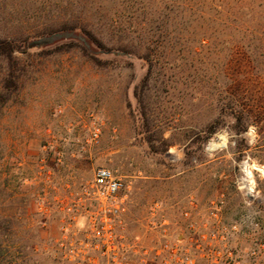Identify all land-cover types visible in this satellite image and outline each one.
I'll use <instances>...</instances> for the list:
<instances>
[{"label":"rangeland","instance_id":"374dc122","mask_svg":"<svg viewBox=\"0 0 264 264\" xmlns=\"http://www.w3.org/2000/svg\"><path fill=\"white\" fill-rule=\"evenodd\" d=\"M100 167L128 186L129 264L185 212L239 223L245 248L260 235L264 0H0V264H107Z\"/></svg>","mask_w":264,"mask_h":264},{"label":"built area","instance_id":"2783aa9c","mask_svg":"<svg viewBox=\"0 0 264 264\" xmlns=\"http://www.w3.org/2000/svg\"><path fill=\"white\" fill-rule=\"evenodd\" d=\"M93 188L110 215L94 231L96 242L104 244L103 255L107 264H129L120 256L124 255L121 248L118 251L112 248L115 244V218L126 211L128 186L110 169L100 167L95 172ZM184 217L185 231L176 237L165 235L161 245L154 248V259H141L139 264H264V229L259 223H254V227L260 235L251 239V244L245 248L236 241L243 234L239 223L221 220L199 223L192 220L188 212Z\"/></svg>","mask_w":264,"mask_h":264},{"label":"trees","instance_id":"16d2710c","mask_svg":"<svg viewBox=\"0 0 264 264\" xmlns=\"http://www.w3.org/2000/svg\"><path fill=\"white\" fill-rule=\"evenodd\" d=\"M180 8V5L178 3L173 4V10H177ZM188 17H198V20H202L205 15L208 13L210 15L211 13H221V14H226L228 16H233L238 13L237 10H232V7L228 4L225 3H220L216 7L210 6L208 4H194L190 3L186 5L185 8ZM207 10V11H206ZM207 12V13H206ZM205 14V15H204ZM12 47H6L4 48L5 52L1 50L2 55L6 53V51L9 53L12 52ZM137 94V93H136ZM5 102V101H3ZM3 264H10L9 261L2 259Z\"/></svg>","mask_w":264,"mask_h":264}]
</instances>
